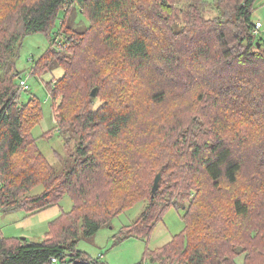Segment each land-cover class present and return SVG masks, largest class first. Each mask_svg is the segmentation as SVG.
Returning <instances> with one entry per match:
<instances>
[{
	"label": "trees",
	"instance_id": "obj_1",
	"mask_svg": "<svg viewBox=\"0 0 264 264\" xmlns=\"http://www.w3.org/2000/svg\"><path fill=\"white\" fill-rule=\"evenodd\" d=\"M256 1L0 0V210L34 215L73 202L41 242L0 236V264H108L78 243L145 200L119 240L150 236L170 208L185 206L183 231L147 249L150 264H240L241 255L264 264ZM73 5L90 22L83 31L68 26ZM63 11L60 49L55 34L32 67L37 76L64 70L45 84L56 127L42 135L75 141L60 172L33 133L43 101L23 102L17 62L24 38L48 33Z\"/></svg>",
	"mask_w": 264,
	"mask_h": 264
},
{
	"label": "rangeland",
	"instance_id": "obj_2",
	"mask_svg": "<svg viewBox=\"0 0 264 264\" xmlns=\"http://www.w3.org/2000/svg\"><path fill=\"white\" fill-rule=\"evenodd\" d=\"M208 1L213 2L215 0ZM64 16L65 12L63 11L48 33H35L26 36L17 62L21 78L25 79L29 86L27 90L24 89L22 92L23 102H26L34 94L40 96L43 101L44 116L42 121L34 128L33 133L38 138L39 148L60 172L67 169L72 163L71 153H73V143L75 141L67 143L64 135L58 131H55L48 139L43 138L42 135L56 127L52 99L45 84L52 79L60 78L64 74V70L60 67H54L43 76H37L32 74V67L33 59L40 58L50 48L52 37L55 34L60 36V39L65 37L64 34L63 36L59 34ZM253 20L255 22L260 21L263 24L260 36L264 38V0L256 1ZM67 23L76 31H83L90 25L88 19L76 5L70 8ZM58 44L59 41L56 43V47L60 49ZM259 47L264 49L261 45ZM43 190V186H37L32 190V194H39ZM148 204V200L137 203L131 209L113 219L111 225L103 226L93 237L80 240L77 247L89 253L91 257L100 259L103 263L150 264L146 258L147 249L155 250L162 247L171 241L176 234L183 231L185 227L183 219L185 206L170 208L150 236L119 240L122 227L138 220ZM72 205V200L66 197L59 205L34 215H27L25 211L21 210L13 212L0 210V236L28 238L31 242H41L45 239L50 222L63 212L69 211ZM237 261L243 264V255L239 256Z\"/></svg>",
	"mask_w": 264,
	"mask_h": 264
},
{
	"label": "built area",
	"instance_id": "obj_3",
	"mask_svg": "<svg viewBox=\"0 0 264 264\" xmlns=\"http://www.w3.org/2000/svg\"><path fill=\"white\" fill-rule=\"evenodd\" d=\"M262 28H263V24L260 21H257L256 26H255V32L256 33H260ZM58 41H59L58 45L60 46L62 44L61 43L62 40L58 39L57 43H58ZM20 85H21V87L23 89H28L29 88L27 81L25 79H23V78L20 79ZM53 262H57V258H53Z\"/></svg>",
	"mask_w": 264,
	"mask_h": 264
},
{
	"label": "water",
	"instance_id": "obj_4",
	"mask_svg": "<svg viewBox=\"0 0 264 264\" xmlns=\"http://www.w3.org/2000/svg\"><path fill=\"white\" fill-rule=\"evenodd\" d=\"M259 45H260V44H259ZM97 93H98V88H95V89L93 90V92H92V95H93L94 97H96V96H97ZM161 178H162V173H159V174L157 175L156 179H155V183H154L153 190H152L153 194H155V193L158 192V190H159V188H160V181H161ZM23 239H25V238H23Z\"/></svg>",
	"mask_w": 264,
	"mask_h": 264
}]
</instances>
